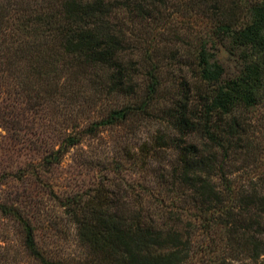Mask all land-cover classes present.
Instances as JSON below:
<instances>
[{"label":"rangeland","instance_id":"rangeland-1","mask_svg":"<svg viewBox=\"0 0 264 264\" xmlns=\"http://www.w3.org/2000/svg\"><path fill=\"white\" fill-rule=\"evenodd\" d=\"M11 11L6 38L19 24V13ZM166 22L160 32L152 20L134 26L140 28L133 32L136 41H142L130 55L139 85L135 96L108 93L105 70L78 64L68 55L57 54L47 62L45 58L22 60L15 69L4 60L0 63V203L8 208H0V264H37L22 250L21 226L11 214L13 209L29 220L36 243L47 256L70 264L88 257L89 250L78 241L76 223L64 206L67 197L81 199L85 209L91 203H105L110 213L120 211L125 218L140 209L145 219L152 218L158 226L167 215L177 218V228L190 240L183 264H260L239 247L240 241L215 224L222 217L218 212L200 215L185 200L184 191L170 188L177 151L158 147L154 141L170 129L159 107L134 113L125 123L102 127L93 135H82L60 162L43 161L60 145L63 135L80 131L108 108L151 97V85H147L154 80L158 82L152 98L161 104L180 91L183 83L194 82V33L199 22L190 11L185 15L174 12ZM168 25L176 26L177 33L173 35ZM225 47L219 53L220 63L227 74H236L244 64L242 49L230 41ZM244 113L250 144L225 162L224 172L236 189L260 191L264 102ZM234 196L229 203L232 211L244 216L247 207ZM133 198L137 203L129 206ZM254 211L255 206L248 207V215Z\"/></svg>","mask_w":264,"mask_h":264},{"label":"trees","instance_id":"trees-1","mask_svg":"<svg viewBox=\"0 0 264 264\" xmlns=\"http://www.w3.org/2000/svg\"><path fill=\"white\" fill-rule=\"evenodd\" d=\"M170 6L175 9L168 10ZM11 10L19 13V24L6 38ZM189 11L199 22L194 33V82L183 83L180 91L161 104L152 98L158 82L154 80L147 85H151V97L108 108L80 131L63 135L60 145L43 161L60 162L82 135H93L102 127L125 123L134 113L159 107L170 129L168 134L156 135L154 141L158 147L177 151L170 188L184 191L185 200L200 215L218 212L222 217L215 224L225 229L228 237L240 241L239 247L250 259L264 264V183L260 191L255 187L236 189L224 172L225 162L250 144L245 109L264 102V0H229L228 4L223 0H6L0 2V63L4 60L15 69L22 60L45 58L47 62L57 54L68 55L78 64L105 70L108 93L135 96L139 85L130 55L142 41H136L134 33L140 28L135 30L134 26L142 27L152 20L153 28L160 32L174 12L185 15ZM175 27L166 26L173 35ZM227 41L242 49L244 61L242 69L232 75L225 72L218 58ZM234 194L247 207L244 216L232 211L229 203ZM136 203L133 198L129 206ZM104 204L91 203L85 209L79 198L65 200L64 206L76 223L78 241L89 250L88 257L73 264L186 261L190 240L177 228V218L167 215L158 226L152 218L145 219L140 209L130 211L125 218L120 211L110 213ZM249 206H255L251 215ZM0 208L8 209L1 203ZM11 214L20 223L22 250L28 257L37 264H70L41 251L29 220L17 209Z\"/></svg>","mask_w":264,"mask_h":264}]
</instances>
